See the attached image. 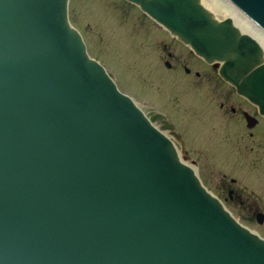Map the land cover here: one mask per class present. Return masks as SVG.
<instances>
[{
    "label": "water",
    "instance_id": "obj_1",
    "mask_svg": "<svg viewBox=\"0 0 264 264\" xmlns=\"http://www.w3.org/2000/svg\"><path fill=\"white\" fill-rule=\"evenodd\" d=\"M66 1L0 0V264H264V239L88 59ZM129 1L264 116L252 37L200 0ZM235 3L264 27V0Z\"/></svg>",
    "mask_w": 264,
    "mask_h": 264
},
{
    "label": "rangeland",
    "instance_id": "obj_2",
    "mask_svg": "<svg viewBox=\"0 0 264 264\" xmlns=\"http://www.w3.org/2000/svg\"><path fill=\"white\" fill-rule=\"evenodd\" d=\"M71 4L72 22L83 34L89 54L113 74L121 91L142 106L164 113L172 108L183 116L181 126L174 123L183 140L189 134L187 131L198 130L192 129L198 108L184 105L192 85L170 76L182 74L181 64L201 70L204 75L200 90L207 91L212 89L211 80L206 79L211 73L208 67L195 63L185 47L173 43L166 31L132 4L123 0H73ZM165 61L171 63V70L164 66ZM227 90L220 86L221 99ZM176 95L180 96L177 104L173 103ZM216 105L208 99L200 102V145L197 132L189 134L191 139L184 140L187 152L183 155L199 162L198 173L211 191L220 189L221 181L235 189L239 203L227 202V208L264 238V222L258 224L254 215L264 214V125L249 135L239 121L230 124L223 117L213 116Z\"/></svg>",
    "mask_w": 264,
    "mask_h": 264
},
{
    "label": "flooded vegetation",
    "instance_id": "obj_3",
    "mask_svg": "<svg viewBox=\"0 0 264 264\" xmlns=\"http://www.w3.org/2000/svg\"><path fill=\"white\" fill-rule=\"evenodd\" d=\"M167 55H169V52H166ZM200 67V66H199ZM171 68V67H170ZM180 69H183V74L186 75V78H179L178 80L182 81V84L192 85L188 92V98L185 99L184 105L189 104L192 107L198 108L197 114L194 115L193 120L195 123L194 125H197L200 129V100L201 99H208L211 101H214L217 103V111L216 113H213V116L217 117H223L226 121H228L230 124L235 121H239L242 125V121H244V114L247 112L253 117H255V126L247 132L249 135L250 133H254V130L258 129L261 125H264V119L259 115L258 111L252 107L250 104H248L246 101L242 99H238L233 91H230L229 89L224 93L221 99L220 95V86L224 87L226 85L225 83L221 82L220 79L215 76L214 73H209L208 77H206L207 80H211L212 83V89L211 90H200V79H203L204 73L200 72V70H191L186 64H181ZM174 75L178 76V73H175ZM205 78V77H204ZM176 79V78H172ZM179 95H176L173 99V103H178ZM235 102H238L236 105ZM183 115V114H182ZM168 120L173 124L178 123L179 126H181L183 122V116L176 114L172 108H169V115L167 116ZM210 117V115H209ZM208 117V119H209ZM185 119V118H184ZM207 119V121H208ZM186 121V120H185ZM190 121V120H189ZM233 123V124H234ZM246 124V123H245ZM189 134H194L193 130L187 131ZM187 134L185 137L186 141H189L191 139V136ZM252 135V134H251ZM182 138V137H181ZM197 138L200 139V130L197 131ZM200 145V142H199ZM218 191L223 192L225 190L228 191V196L224 195L223 193L220 194L221 199H223L225 202L233 203H239V197L238 195H235V189L230 188L227 183L219 182Z\"/></svg>",
    "mask_w": 264,
    "mask_h": 264
},
{
    "label": "bare ground",
    "instance_id": "obj_4",
    "mask_svg": "<svg viewBox=\"0 0 264 264\" xmlns=\"http://www.w3.org/2000/svg\"><path fill=\"white\" fill-rule=\"evenodd\" d=\"M200 3L218 19H223L229 16L232 24L238 28L241 34H247L252 37L260 46L264 57V34L261 33L254 25H252L246 18L238 13L232 12L225 4V0H200ZM223 16V17H221ZM167 135V132L165 133Z\"/></svg>",
    "mask_w": 264,
    "mask_h": 264
},
{
    "label": "clouds",
    "instance_id": "obj_5",
    "mask_svg": "<svg viewBox=\"0 0 264 264\" xmlns=\"http://www.w3.org/2000/svg\"><path fill=\"white\" fill-rule=\"evenodd\" d=\"M198 7L199 0H196ZM225 4L228 6V9L232 12L238 13L239 15L245 17L252 25H254L256 28L260 29L261 31H264V27H262L258 21L251 18L237 3H235V0H225ZM207 15V14H206ZM210 22L219 27L221 25H224L226 22L230 23V17L225 16L223 19H218L215 15H207ZM238 38H243L242 34L237 31Z\"/></svg>",
    "mask_w": 264,
    "mask_h": 264
}]
</instances>
